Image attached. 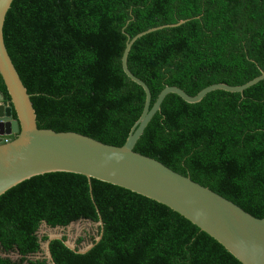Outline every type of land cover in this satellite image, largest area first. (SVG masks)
Wrapping results in <instances>:
<instances>
[{"label":"trees","instance_id":"1","mask_svg":"<svg viewBox=\"0 0 264 264\" xmlns=\"http://www.w3.org/2000/svg\"><path fill=\"white\" fill-rule=\"evenodd\" d=\"M181 20L145 34L129 53L151 107L167 86L196 96L264 72V0H14L5 44L38 127L123 146L146 101L123 71L128 37ZM0 92L10 103L1 74ZM134 151L263 218L264 80L243 93L210 92L195 104L169 94ZM81 220L98 225L101 241L79 254L65 236L52 240L56 264H241L167 206L66 172L32 177L0 196V264H50L30 259L41 251V225Z\"/></svg>","mask_w":264,"mask_h":264},{"label":"water","instance_id":"2","mask_svg":"<svg viewBox=\"0 0 264 264\" xmlns=\"http://www.w3.org/2000/svg\"><path fill=\"white\" fill-rule=\"evenodd\" d=\"M14 0H0V74L10 103L0 92V196L18 184L47 173L66 172L106 182L163 204L180 214L201 231L221 244L241 264H264V217L257 218L232 201L170 169L163 163L134 151L146 127L161 110L164 99L176 94L185 102L195 104L216 90L243 93L264 80V72L248 83L232 86L214 84L191 96L183 89L167 86L151 107L152 95L148 85L128 67L133 44L145 34L176 27L183 23L149 29L135 37H128L122 67L125 74L146 93L144 110L132 127L123 146L102 143L75 132H55L40 129L31 95L28 93L8 52L4 38L6 16ZM13 134V135H12ZM7 137L9 143H3ZM103 226V221L99 223ZM103 232L85 250L68 248L79 254L90 251L102 239ZM47 246L50 260V242Z\"/></svg>","mask_w":264,"mask_h":264},{"label":"rangeland","instance_id":"3","mask_svg":"<svg viewBox=\"0 0 264 264\" xmlns=\"http://www.w3.org/2000/svg\"><path fill=\"white\" fill-rule=\"evenodd\" d=\"M97 227V224L85 220L74 222L68 227L57 228L49 227L48 225L43 223L38 231V236L41 240V251L35 255L30 256V259L47 258L50 264H53L49 257L47 246L48 241H43L44 237L55 238L65 236L67 238L68 244L74 248H76L77 246V240L83 237L85 240L79 245V250H85L89 245L92 244V237H95V240L98 238ZM12 257L18 258L16 254H13Z\"/></svg>","mask_w":264,"mask_h":264},{"label":"built area","instance_id":"4","mask_svg":"<svg viewBox=\"0 0 264 264\" xmlns=\"http://www.w3.org/2000/svg\"><path fill=\"white\" fill-rule=\"evenodd\" d=\"M11 140H12V138L7 137L6 139H4L3 143H9Z\"/></svg>","mask_w":264,"mask_h":264}]
</instances>
